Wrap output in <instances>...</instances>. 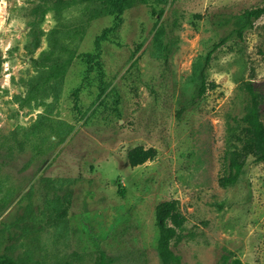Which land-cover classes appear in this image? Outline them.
<instances>
[{"label": "rangeland", "instance_id": "374dc122", "mask_svg": "<svg viewBox=\"0 0 264 264\" xmlns=\"http://www.w3.org/2000/svg\"><path fill=\"white\" fill-rule=\"evenodd\" d=\"M262 6L147 0L91 16L84 0H0V257L160 264L154 208L174 198L183 264H264V162L219 184L246 81L264 122V14L235 32ZM136 146L156 155L132 167Z\"/></svg>", "mask_w": 264, "mask_h": 264}, {"label": "trees", "instance_id": "16d2710c", "mask_svg": "<svg viewBox=\"0 0 264 264\" xmlns=\"http://www.w3.org/2000/svg\"><path fill=\"white\" fill-rule=\"evenodd\" d=\"M97 3L98 8L94 9L91 16L121 12L126 7L133 5L135 2L146 3L147 0H84ZM264 14V6L252 8L244 12V23L235 30L238 37L242 36L246 28L252 27L253 23ZM227 40L222 37L207 52L204 63L207 65L213 52ZM212 86V84H210ZM245 89L248 93V103L246 112L241 118L243 127L236 136L238 145L232 150L226 151L224 155L225 173L219 178V184L223 187L231 185L238 181L241 171L246 165L249 157L253 158L256 163L264 162V122L262 121L261 104L263 96L255 91L252 81H246ZM207 83L202 76L197 90V96H202L206 89ZM156 155L155 148H143L136 146L129 150L127 154L128 163L135 167L144 162L151 160ZM120 193H123L120 190ZM155 225L158 230L156 248L160 264H183L180 254L175 253L172 249V242H179L182 238L183 224L186 220L180 210V203L177 199H167L160 201L154 208ZM0 264H28L22 259L13 260L0 257ZM41 264V263H31ZM65 264V263H52ZM92 264H109V260L104 251H100ZM219 264H229V257L223 255Z\"/></svg>", "mask_w": 264, "mask_h": 264}]
</instances>
